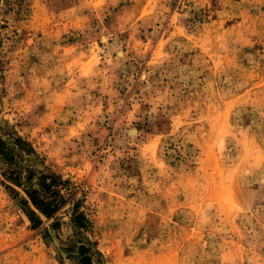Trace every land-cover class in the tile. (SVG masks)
Listing matches in <instances>:
<instances>
[{
	"label": "rangeland",
	"instance_id": "374dc122",
	"mask_svg": "<svg viewBox=\"0 0 264 264\" xmlns=\"http://www.w3.org/2000/svg\"><path fill=\"white\" fill-rule=\"evenodd\" d=\"M0 264H264V0H0Z\"/></svg>",
	"mask_w": 264,
	"mask_h": 264
},
{
	"label": "trees",
	"instance_id": "16d2710c",
	"mask_svg": "<svg viewBox=\"0 0 264 264\" xmlns=\"http://www.w3.org/2000/svg\"><path fill=\"white\" fill-rule=\"evenodd\" d=\"M16 142L18 144H25V141L22 139H17ZM27 180L32 181L33 177L32 174L27 177ZM58 178L56 176H53L52 179L49 176H43L41 178V187L43 188V191L45 193L44 196L40 195V191L37 189H26V194L29 197V201H25V205L27 207L26 214L30 220V222L33 224L34 228H39L44 224V219L46 220H53L55 218L56 213L60 210V206L58 205L56 199L50 200L49 196L55 195V197H59L60 193L54 191V187L56 186V181ZM17 187H22L21 182L17 179L16 181ZM49 195V196H48ZM31 205V208H29ZM77 224L84 228V220L85 217L83 215H77ZM55 220V219H54ZM56 222V221H54ZM81 251H86V249L80 248ZM83 262L86 263L88 261L86 254L82 257Z\"/></svg>",
	"mask_w": 264,
	"mask_h": 264
}]
</instances>
